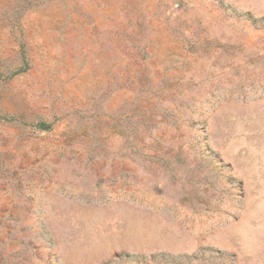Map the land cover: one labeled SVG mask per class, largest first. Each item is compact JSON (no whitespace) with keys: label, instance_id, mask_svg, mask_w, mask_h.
Wrapping results in <instances>:
<instances>
[{"label":"rangeland","instance_id":"1","mask_svg":"<svg viewBox=\"0 0 264 264\" xmlns=\"http://www.w3.org/2000/svg\"><path fill=\"white\" fill-rule=\"evenodd\" d=\"M0 264H264V0H0Z\"/></svg>","mask_w":264,"mask_h":264}]
</instances>
